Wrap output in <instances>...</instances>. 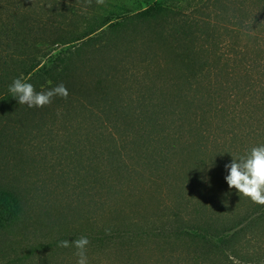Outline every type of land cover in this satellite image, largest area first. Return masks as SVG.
<instances>
[{
  "label": "trees",
  "instance_id": "1",
  "mask_svg": "<svg viewBox=\"0 0 264 264\" xmlns=\"http://www.w3.org/2000/svg\"><path fill=\"white\" fill-rule=\"evenodd\" d=\"M82 4L0 0V264H53L77 251L59 242L81 236L92 256L151 243L185 250L176 264H264V205L235 188L216 191L213 173L197 182L176 161L212 164L227 184L225 165L264 145V0H130L105 18L92 14V1ZM75 16L82 27L63 26ZM90 56L92 93L76 77ZM21 77L37 92L63 83L69 95L40 108L20 105L8 89ZM70 115L105 145L88 152L85 137L66 140L55 155L57 128ZM31 150L50 163L67 154L59 176L68 186L92 170L100 210L58 223L42 198L47 173H31L34 192L28 177L16 176ZM121 170L143 179L144 190L155 188L170 212L146 219L102 201L96 184ZM167 251L171 264L177 250Z\"/></svg>",
  "mask_w": 264,
  "mask_h": 264
},
{
  "label": "rangeland",
  "instance_id": "2",
  "mask_svg": "<svg viewBox=\"0 0 264 264\" xmlns=\"http://www.w3.org/2000/svg\"><path fill=\"white\" fill-rule=\"evenodd\" d=\"M67 1L77 3L82 2L83 4L88 2V0ZM91 1L93 5L92 14L94 13L96 14L95 16H100L101 18H105V16L108 15L114 6H118V8H125L131 5L130 0H103V3L100 4L97 3V0ZM25 9L26 8L21 10ZM48 9L49 8L44 9L45 12ZM48 14L50 17H53L52 19H55L51 13L48 12ZM58 21H60V18ZM68 24L79 28L82 27L81 20L78 16L72 17L63 22V26L66 28H68ZM59 47L62 49L64 48L63 46ZM87 59L90 61H88L85 66L80 67L76 77L79 78V74H81L83 83L87 85L88 91L92 93V81H96V77L94 74L92 75V57L90 56ZM77 83L80 82L76 81V84ZM80 119L70 115L67 117V121H69L67 124L69 123L72 126V129L67 127L66 122L64 123L65 126L62 131L61 128H59L61 125L57 128L59 131V137H55L54 139L58 142V144L54 146V149L51 148L53 149L55 155H58L56 154L58 150L64 148V145L62 144L66 140L67 144H69L68 141L72 142L73 139L79 141L82 137H85L84 139H87V143H85V151L88 152L92 150V147L99 146L98 143L105 145V139L94 137L92 135V127L88 125L85 128ZM21 155L22 156L20 159L22 162L19 164L20 167L16 172V176L23 181L28 177V189L34 192L36 191V187L39 186L36 185L37 182L35 183L33 181V175L30 176L31 173H33L35 170L44 171L47 173L44 178V190H41L42 198L45 199V197H47V202L50 203L49 212L51 215L56 217V221L58 223L66 224L74 222L76 224L81 222L83 218H91L93 211L100 210L102 207V202H100V199H98V196L95 193H93V195L96 196V198H94L95 202L92 198V170L90 172H86L85 177L82 179L77 177L79 180H77L78 182L75 183L74 186H68L66 184V178L59 176V163L64 161L63 159L67 156V154H65L63 157L61 155V158L57 163H55L56 160L54 163H50L47 157H39L35 151L33 152V150L22 152ZM185 159V155H178L176 161L177 163L182 164V166L187 170L191 168V173L195 177H198L197 182L201 181L203 176L210 177V175L213 173V188L216 191L218 190L217 188H219L221 192L224 191L227 193L233 190L232 188H229L227 184H221L222 180L218 178L222 176L223 173L218 167H214L212 164L208 163V165L200 164L193 168L188 161H185ZM11 167L12 166L10 164L7 167L5 166L7 174L4 175L12 174L8 170ZM13 169L15 170L14 164ZM186 169H180L178 171L185 174L187 173ZM181 173L173 175L174 178L176 177L175 180L178 183L183 179V174ZM131 176H135V174H130L125 170H121L119 173L114 171L110 175L108 174L106 177L101 178V180L96 184L97 187L95 186V191L99 192L101 189H103L104 196H107V199L103 198L102 201L106 202V204L108 201H110V203H114L121 209L123 215H137V217H144L147 219L153 218L155 215H163L170 212L166 209L168 202L163 201V197H160L159 194H157V190L155 188L144 190L145 186L143 185L145 181L141 178L138 180L136 176ZM72 177L74 178V175ZM196 185H194V187L198 188L200 184L197 183ZM202 197L208 198L209 196ZM262 241H264V237H262ZM167 250H175L173 253L177 250V253L173 254L174 256L169 259L172 260L171 264H176L179 257H181L178 255L180 253L178 251H185L178 245L174 246L171 250V248L167 245L155 246L151 243H146L139 244L129 251H111L109 253L96 256H92V251L88 249L86 251V255L88 264H167V257H164L163 255L164 253H169ZM75 253L76 251L74 249L72 252L59 257L56 262H52H54L53 264H77L78 257L75 255Z\"/></svg>",
  "mask_w": 264,
  "mask_h": 264
},
{
  "label": "clouds",
  "instance_id": "3",
  "mask_svg": "<svg viewBox=\"0 0 264 264\" xmlns=\"http://www.w3.org/2000/svg\"><path fill=\"white\" fill-rule=\"evenodd\" d=\"M88 2L91 3V0ZM97 3H103V0H97ZM8 90L20 105H27L29 108L44 107L50 105L56 96L66 99L69 95L63 83L37 92L23 77L14 79ZM225 168L229 170V174L225 177L229 188H235L239 194L250 198L254 203L264 205V145L253 147L247 156L233 157L232 162L226 164ZM89 243L87 237L81 236L71 244L68 240H62L58 246L64 248L75 246L77 264H88L86 247Z\"/></svg>",
  "mask_w": 264,
  "mask_h": 264
}]
</instances>
